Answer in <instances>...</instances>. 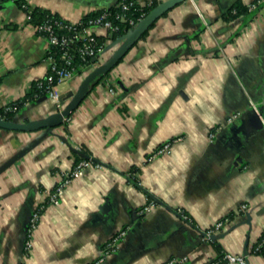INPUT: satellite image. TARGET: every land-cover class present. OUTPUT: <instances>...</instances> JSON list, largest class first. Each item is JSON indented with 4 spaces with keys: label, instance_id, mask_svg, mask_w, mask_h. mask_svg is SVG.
Segmentation results:
<instances>
[{
    "label": "crops",
    "instance_id": "obj_1",
    "mask_svg": "<svg viewBox=\"0 0 264 264\" xmlns=\"http://www.w3.org/2000/svg\"><path fill=\"white\" fill-rule=\"evenodd\" d=\"M27 1L76 23L118 0ZM234 1L178 3L62 124L0 130V264H164L185 256L182 264H238L221 260L225 254L264 264L253 252L264 232V0H243L251 13L225 20ZM28 20L16 2L0 1V108L50 69L48 40ZM112 53L108 47L55 86L64 107ZM57 111L42 98L10 121L25 125ZM168 142V153L149 158ZM77 157L102 167L82 170L51 202Z\"/></svg>",
    "mask_w": 264,
    "mask_h": 264
},
{
    "label": "trees",
    "instance_id": "obj_2",
    "mask_svg": "<svg viewBox=\"0 0 264 264\" xmlns=\"http://www.w3.org/2000/svg\"><path fill=\"white\" fill-rule=\"evenodd\" d=\"M0 1H9V0H0ZM16 2L23 10H25L29 15L28 22L34 26L41 25L45 21H63L64 27L55 28V31L59 35H72L76 31L81 30L83 27H87L90 25V21L97 19L103 13H108V18L112 21L113 26L115 27L113 30H110L108 34H99L96 36L98 44L101 46L108 45L109 41H117L123 39L132 29L136 27V25L147 17L160 3L162 0H118L117 3L110 8L101 9L97 11H93L87 15H85L80 21L76 23H72L60 17V15L53 13L49 10L34 7L32 8L27 0H12ZM132 2L133 5L129 10H122L121 6H118L120 2ZM167 11L163 12L161 16L165 15ZM251 10L249 5L245 4L243 0H235L231 7L223 14V18L225 20H234L242 15L250 14ZM155 21L150 29L156 24ZM71 27V28H69ZM149 29V30H150ZM149 30L145 31L139 40L144 39ZM138 40V41H139ZM138 41L134 44V46L138 43ZM83 45V40L77 39L72 46L71 54H72V68L75 69V72L80 74L84 71L85 67L92 63V57L87 60H83L79 53V48ZM52 56L55 63L58 67H63L65 65V58L63 56V51L59 46H51L50 51L47 55ZM124 59V58H123ZM122 59V60H123ZM121 60V61H122ZM120 61V62H121ZM52 76V80L50 77ZM58 77L55 72L49 70L47 75L41 80L35 81L28 92L20 99H17L5 107L0 108V115L5 120H10L14 117L15 114L20 112L23 108L27 106L29 103L36 102L42 98L48 97L49 91L52 87L57 85ZM1 130V128H0ZM87 160L86 158L77 157L76 162ZM139 169L134 168L130 172V178L134 179L138 182ZM45 205V204H44ZM43 208L40 209V213ZM253 252L264 256V232L261 234L258 239L257 244L253 248ZM224 255H221V260H223Z\"/></svg>",
    "mask_w": 264,
    "mask_h": 264
},
{
    "label": "built area",
    "instance_id": "obj_3",
    "mask_svg": "<svg viewBox=\"0 0 264 264\" xmlns=\"http://www.w3.org/2000/svg\"><path fill=\"white\" fill-rule=\"evenodd\" d=\"M133 5L132 2H120L118 3V6L122 7V10L127 11L130 9V7ZM108 13H103L100 17L97 19L91 20L90 25L87 27H83L81 30L76 31L72 35H59L55 28H62L66 25H64L63 21H45L41 25L34 26L35 31L45 37L48 40V43L51 46H59L61 50L63 51V56L65 58V65L63 67H58V65L55 63L52 56L48 57L49 63H50V69L51 71L55 72L58 80L57 84L66 79L70 78L73 75L76 74L75 69L72 68V54L71 49L73 44L77 39L83 40V45L81 48H79V53L81 55V58L83 60H87L88 58L97 57L100 53H103L108 47L114 51L117 49L121 43L119 40L117 41H109L108 45L101 46L98 44L96 36L99 35L95 28L101 29L103 31V34H108L110 30H113L115 27L113 26L112 21L108 18ZM71 28V27H69ZM50 51V49H49ZM48 51V53H49ZM88 66V65H87ZM86 68V67H85ZM50 80H52V76L50 77ZM48 97L53 101V103L56 105V108L58 110H62L64 108V104L62 102V98L58 91L55 90V86L52 87L49 91ZM0 120H5L0 115ZM171 143H165L161 147H159L156 152L151 155L149 158L152 159L156 155H162L165 153H168L170 151ZM91 166H95L97 168H101L102 165L100 163L93 164L92 160H84L81 161L72 171L68 172L65 175V178L60 183L58 187L52 192H49V200L51 202H56L59 198V196L62 193L63 188L69 184L73 178L78 177L82 170L89 168ZM148 207H146L147 209ZM40 209H36V211L33 213L27 234L28 238L26 240V248H30L32 246V231L37 226L39 220H40ZM224 225V221L221 220L216 223L214 228L220 229ZM124 231H122L120 234L115 236L107 245L105 253H109L110 251H113L116 248L117 242L119 241V238L124 235ZM212 233V230L208 231V235L210 236ZM223 259L228 263H238V264H247V261L244 256L242 255H235V254H225ZM104 260V257L98 259L94 264H101ZM187 260V257H181V258H172L169 259L164 264H182Z\"/></svg>",
    "mask_w": 264,
    "mask_h": 264
},
{
    "label": "water",
    "instance_id": "obj_4",
    "mask_svg": "<svg viewBox=\"0 0 264 264\" xmlns=\"http://www.w3.org/2000/svg\"><path fill=\"white\" fill-rule=\"evenodd\" d=\"M182 1L184 0H165L160 3L147 17L141 20L134 29H132L123 39L119 40L121 45L113 51L110 58L104 64H101L90 71V73L82 81L78 91L73 95L71 100L62 110H58L55 114L50 115L46 119L34 121L25 125H19L10 120H0V128L35 130L62 124L84 101L94 83L101 77L110 73L120 63V61L127 55L134 44L140 39L142 34L150 29L151 25L160 18L162 13ZM92 61L95 62L96 57H94ZM252 122L256 128H262V124L260 123V118L258 115L253 116Z\"/></svg>",
    "mask_w": 264,
    "mask_h": 264
}]
</instances>
